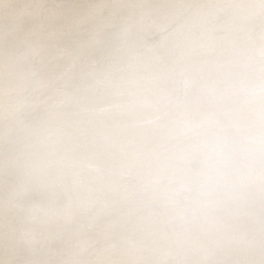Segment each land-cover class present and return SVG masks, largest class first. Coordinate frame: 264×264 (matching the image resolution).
<instances>
[{
	"label": "bare ground",
	"instance_id": "1",
	"mask_svg": "<svg viewBox=\"0 0 264 264\" xmlns=\"http://www.w3.org/2000/svg\"><path fill=\"white\" fill-rule=\"evenodd\" d=\"M31 1L36 10L27 13L23 9L28 4L26 0H0L3 19L13 17V25L6 29V35L16 34L21 24L18 20L40 16L44 0ZM145 1L106 0L82 11L62 6L59 11L49 13L45 20L36 18V23L23 28V35L16 40H23L26 46L4 65L12 70L23 62L30 70H36L42 66V53L50 52V47L43 46L41 39L52 42L60 33L78 32L76 36L71 35L77 43L64 40L60 45L59 42L57 46L61 49L47 57L46 63L51 66L53 63L58 76L67 69L58 82L65 81L69 85L59 89L55 85L56 88L51 87L48 93L60 96V90L64 89L66 93L62 92L61 104L52 106V98L45 101L47 94L36 101L42 102L37 107L48 106V110L34 115L36 121L38 119L34 133L48 137L41 157L22 160L9 155L0 145V151L4 148L0 152L3 154L0 183L18 189L19 199L24 196L23 191L37 188L49 199L53 198L54 203L48 208L42 207V211L21 215L23 219L16 222L24 209L22 204L17 202L13 206L10 199L0 201V247L6 242L12 243L0 264H30L33 261L54 264L57 258L61 264H139L145 261L170 264L173 259L179 261L174 264H182L193 254L180 241L200 226H196L195 221L180 224L179 217L194 212V217L198 218L201 215L196 212L198 207L208 199H216L203 213L205 226L202 229H207L206 236L194 240L193 244L206 251L204 257H211L221 255V244L216 238L221 231L225 233L222 221L234 218L239 209L247 205L264 206L260 197L264 193V0H231L233 11L223 25L226 32L209 34L204 40L195 37V22L210 20L219 12L217 6L222 0H184L188 5L203 2L191 14L192 23L187 31L180 35H163L147 51L141 52L137 47L143 40L163 30L181 11V5L169 3L160 15H154L153 11L157 12L159 6L145 5ZM17 2L21 5L17 6ZM123 9H127V13H121ZM85 24L92 25L87 33ZM116 25L120 30L116 40L111 42L106 33ZM43 34L46 35L43 37ZM189 41H192L189 50L179 57ZM216 53L218 62L208 67L207 63ZM64 61L68 63L63 65ZM50 77L44 75V79ZM180 79L187 81L182 89L185 91L183 98L171 108L164 99L155 102L154 97L161 89L169 91ZM98 82H104V87L98 88ZM3 92L6 98L10 90ZM27 105L15 100L12 108L4 110L1 118L10 111L16 110V113H11L0 124V139H7L14 129L24 126L20 118ZM33 109L35 112L38 108ZM208 113L212 120L204 119ZM113 139L116 144L112 143ZM214 141L217 147L209 149ZM13 143L9 142L10 147ZM228 145L233 148L226 149ZM258 145L260 150L248 149ZM197 159L201 163L184 173L185 167ZM53 167L55 171L51 175L48 171ZM125 169L140 177L130 181L132 176L127 175ZM19 170L22 172L15 176L14 171ZM105 183L110 187H103ZM100 185L103 189L95 188ZM98 191L104 193L96 196ZM156 194L165 198L164 203L156 198L155 208L151 203L130 213V206L134 204L127 206L129 198L140 203ZM237 198L241 199L234 203ZM74 199L77 200L74 202ZM184 199L195 201L196 205L183 204L181 208ZM118 203L122 208L114 206ZM6 212L9 216L4 217ZM122 213L130 214L118 219ZM157 214L164 222L158 227L154 219ZM74 216L82 221L74 224ZM96 218H107L113 232L109 234L108 228L102 230L103 225L95 230ZM114 219L118 220L117 227L112 225ZM255 222L252 218L238 224L240 234L248 232ZM169 227L172 230L167 229L162 236L160 230ZM253 229L255 236L244 242V248L238 249L240 253L264 240V228ZM97 236L104 240L97 246V254L94 251L89 254ZM134 240H138L136 248L128 247ZM232 240L238 243L239 238L235 234ZM31 245L33 247L29 248ZM144 249L147 252H143ZM262 249H256V259L264 257ZM19 253H23L21 258Z\"/></svg>",
	"mask_w": 264,
	"mask_h": 264
},
{
	"label": "rangeland",
	"instance_id": "2",
	"mask_svg": "<svg viewBox=\"0 0 264 264\" xmlns=\"http://www.w3.org/2000/svg\"><path fill=\"white\" fill-rule=\"evenodd\" d=\"M18 1H21V0H18ZM102 1H106V0H44L43 3H42V6H41V10H40V16L36 17L37 19H41L42 20H45L46 19V16L49 14V13H52V12H55V11H59L62 6L64 7H70V8H74L75 10L77 11H82V10H87V9H91V6H94V5H98L99 3H101ZM152 1V2H151ZM201 1V0H200ZM199 1V2H200ZM233 1V0H232ZM32 1L31 0H26V4L25 5V8L23 9H26L25 11L27 13H32L34 12L35 9V6L33 3H31ZM129 2V1H128ZM184 0H147L145 1V5H148V6H152V5H158V11H153V14L154 15H160V13L162 12L163 9H165L164 6H169L170 4H177V5H181L180 8H181V11L178 13L180 15H177L176 17H173V20L171 22L168 23L167 26L164 27L163 30H160L158 32H155V33H152L150 35H148L145 40H143L142 42V45L137 47V49H139L141 52H145L147 51V49L151 46V45H154L157 41L160 40V38H163L166 34H169V35H180L184 32L187 31L188 27H189V24L191 22V19L190 16L192 13H195L198 8L201 7V5L203 4V2H198V3H194V4H191V5H188L186 3H183ZM230 2L231 0H222L220 1L219 4L218 3V6H217V9H219L217 13H215L212 18L210 20H207V21H197L195 22V26H196V38L200 39V40H204L206 39L209 34H212V35H218V34H222V33H225L226 32V28L223 26L225 21L228 20V17L231 15L232 11H233V7H230ZM17 6H20L21 5V2H17ZM89 3V4H88ZM170 3V4H169ZM183 5H182V4ZM160 4V5H159ZM78 6V7H77ZM54 7V8H53ZM185 8V9H184ZM16 8H14V10H16ZM147 10V9H146ZM145 10V11H146ZM185 10V11H184ZM222 11V12H221ZM231 11V13H230ZM121 13H127V9H123V11H121ZM218 14V15H217ZM227 14V16H226ZM17 15V14H15ZM183 15V16H182ZM222 15V16H221ZM223 17V18H222ZM13 17H4L3 19V15L0 14V22H2L1 26L2 28H0V71L2 70V74H0V124L4 123L5 120L7 118H9L11 116V113L12 114H15L16 113V110H13V111H10L9 113L6 114V116L4 118H1V116L3 114H5V111L6 109L9 108H12V106L14 105V102L15 100L22 102V103H28V107H26V110L21 114V121L23 122L24 126H22L21 128L19 129H14L11 133L8 134L7 136V139L5 137V139H0V145L3 146L6 150V152L9 154V155H16L17 157H19L20 159L22 160H28L29 158H33V159H37V158H40L41 155L43 154L44 152V149L45 147L47 146V140L48 137L43 135V136H37L34 132H35V121H36V117H34L35 113L36 114H41L43 113L44 111L48 110V106H45V107H37V105L41 104L42 102H36L39 98H42L44 94H47L45 96V98L48 96V98L45 100V101H48V100H51L52 98V106L56 105V104H61L62 102V99L60 98L61 96L63 97L64 94L63 93H66L65 90H60V96L58 95H54V94H51L49 95V91L51 90V87L52 89L54 88V86L56 85L57 88H61V86L63 87L66 86V85H69L67 84V82L65 81H60L58 82L62 76L65 75V72L58 76V72L55 71L54 73V70L55 68L53 69L54 65L52 63V66L47 64V60H49L47 57L51 54V52H55L54 54H56L60 49L61 47L60 46H57L60 42V45L63 44L64 40H70V41H74V43H77L75 40H74V37H71V35L73 36H76L78 32H73V31H68L64 34L60 33L59 36H56L52 42H49V40H44V39H41L42 40V45L43 46H48L50 47V52H45L42 53L41 56H43V59L40 61V63L42 64L41 68H38L36 70H30L29 67L25 64V63H19L17 65H15L13 68L14 69H10L9 66L7 65H4L7 61H10L12 59H14L15 57L18 56V53L19 51L21 50V47L25 48L26 46V43L23 42V40H21V42H17L16 40H18V38H21V36L23 35V31L25 27H29L31 25H33L34 23H36V18L33 19V18H30L28 17L27 20H18L19 22H21L20 26L18 27V30L16 31V34H12L11 36L10 35H6L7 33V30L6 29H9L13 23L11 22ZM2 19V20H1ZM7 20V21H6ZM163 20L161 19V22ZM210 21V22H209ZM192 23V22H191ZM223 23V24H222ZM180 24V25H179ZM220 24V25H218ZM200 25V26H199ZM9 26V27H8ZM84 26H87L85 29H86V33L90 30L89 28L92 26L91 24H85ZM90 26V27H89ZM172 26V27H171ZM207 26V27H206ZM48 27V26H47ZM46 27V28H47ZM177 27V29H176ZM203 27V28H202ZM217 27V28H216ZM88 28V29H87ZM174 28V29H173ZM168 29V30H167ZM181 29V30H180ZM200 31H199V30ZM120 30V27L119 25H116L114 28H112L111 30H109L108 33V36H109V39L110 41L114 42L116 40V33H118V31ZM205 30V31H204ZM209 30V31H208ZM220 30V31H219ZM224 30V31H223ZM163 31V32H162ZM211 31V32H210ZM217 33V34H215ZM47 35H49V32L47 31L46 32ZM46 34H43L42 36L44 37ZM52 34V33H50ZM84 34V32H83ZM110 34V35H109ZM68 35V36H67ZM164 35V36H163ZM202 35V36H201ZM6 37V38H5ZM113 37V38H112ZM6 39V43H4V40ZM30 38V37H29ZM27 38V39H29ZM61 38V39H60ZM73 38V39H72ZM63 39V40H62ZM31 40V39H29ZM36 40H34L33 42H35ZM38 41V40H37ZM3 43V44H2ZM15 43H24V45H15ZM53 43V44H52ZM189 43V45H188ZM192 43V41H189L185 44L184 46V49L180 51L179 53V57H182V56H185V54L187 53V51L189 50V47H190V44ZM52 44V45H51ZM54 45V46H53ZM60 48V49H59ZM9 49V50H8ZM184 52V53H183ZM217 55V53H216ZM214 56L212 61L207 63V66L208 67H212L214 66L218 60H219V57L218 55L217 56ZM216 60V62H215ZM5 62V63H4ZM68 63L67 61H64L63 62V65ZM214 64V65H213ZM24 65V66H23ZM212 65V66H211ZM19 66V67H18ZM7 67V68H6ZM52 67V68H50ZM61 67H62V64H61ZM60 67V68H61ZM3 68V69H2ZM19 68V69H18ZM5 69V70H4ZM16 69V70H15ZM21 69V70H20ZM81 69V68H79ZM43 70H44V73H43ZM53 70V71H52ZM192 71H194V69H191ZM5 71V72H4ZM12 72V74H11ZM27 72V73H26ZM48 72V73H47ZM14 74V75H13ZM23 74V75H22ZM51 75V79H44V75ZM34 75V76H33ZM41 75V76H40ZM55 75V76H54ZM58 76V77H57ZM19 78V79H18ZM39 78V79H38ZM42 80H41V79ZM37 79V80H36ZM41 80V81H40ZM44 80V81H43ZM47 80V81H45ZM11 81V82H10ZM40 81V82H39ZM50 81V82H49ZM37 82V83H36ZM42 82H44V84H42ZM46 82V83H45ZM54 82V83H53ZM63 82V83H62ZM182 82V83H181ZM185 82H187L185 79H180L177 81V85L170 89L168 92L166 91H163L162 89L160 90V92L157 93L156 97H154V100L156 103H159L161 101H166V103L168 104V108H171L174 106V104L180 100L181 98H183L185 96V91L183 92L182 89L185 88ZM57 83V84H56ZM19 84V85H18ZM46 84V86H45ZM179 84V85H178ZM41 85V86H40ZM43 85V87H42ZM53 85V86H51ZM102 85H105V83L103 82H98L97 83V86L98 88H103L104 86ZM19 86V87H18ZM38 86V87H37ZM46 88H45V87ZM55 86V88H56ZM60 86V87H59ZM179 86V87H178ZM48 87V88H47ZM19 88V89H18ZM36 88V89H35ZM40 88V89H39ZM43 88V89H42ZM5 89H9L10 92L8 93L7 97H10L8 99L6 98H3V95H4V90ZM17 89V90H16ZM45 89V90H44ZM49 89V90H48ZM179 89V90H178ZM39 90V91H38ZM174 90V91H173ZM45 91V92H44ZM47 91V92H46ZM64 91V92H63ZM163 91V92H162ZM43 92V93H42ZM63 92V93H62ZM32 93V94H31ZM63 94V95H62ZM184 94V95H183ZM159 95V96H158ZM19 97V98H18ZM22 97V98H21ZM160 97V98H158ZM167 97H170V98H167ZM14 98V99H13ZM16 98V99H15ZM22 99V101H21ZM55 99V100H54ZM159 99V100H158ZM161 99V100H160ZM164 99V100H163ZM10 100V102H9ZM14 100V101H12ZM54 100V101H53ZM170 100V101H169ZM7 101H8V104H7ZM158 101V102H157ZM6 104H5V103ZM13 102V103H12ZM35 102H36V105H35ZM58 102V103H57ZM34 103V104H33ZM34 106V107H33ZM33 108H38L37 110H35L34 112V109ZM50 108V107H49ZM30 109V110H29ZM42 109V110H41ZM29 110V111H28ZM31 111V112H30ZM34 112V114H33ZM31 113V114H30ZM9 114V115H8ZM8 115V116H7ZM206 120H212L210 114L208 113L207 115H205V118ZM38 121V119H37ZM36 121V122H37ZM26 128V129H25ZM2 128H0L1 130ZM21 129V130H20ZM29 129V130H28ZM19 131V132H18ZM17 133V134H16ZM19 133V134H18ZM30 133V134H29ZM16 134V135H15ZM25 135V136H24ZM33 135V136H32ZM24 140H23V139ZM40 138V140H39ZM39 140V141H38ZM46 140V141H45ZM13 141V145H9V142ZM29 142V143H28ZM26 143V144H25ZM113 144H116V141L115 139H113L112 141ZM216 141L212 142L210 144V148L209 149H215L217 147V145L215 144ZM34 144V145H33ZM33 145V146H32ZM41 145V146H40ZM100 145V143H99ZM101 145L103 146L104 144L101 143ZM261 145V144H260ZM260 145H258L257 147L255 146H250L248 147V149H253V148H256L255 150H260ZM107 146V144L105 145ZM263 146V145H262ZM4 148H1V151L4 150ZM12 148V149H11ZM17 148V149H16ZM33 148V149H32ZM39 148V149H38ZM226 149L228 150H231L233 148V146L231 147L230 145H228L227 147H225ZM251 149V150H252ZM0 151V152H1ZM38 151V152H37ZM2 153V152H1ZM0 153V157L3 156V154ZM23 155V156H22ZM33 155V156H32ZM145 157V156H144ZM10 159V158H9ZM197 161V162H196ZM1 162V160H0ZM139 163V162H138ZM201 163V160L200 159H197L195 161H193L190 165H188L187 167H185L184 169V173L188 170L191 169V167L193 168L194 166H197ZM17 164V163H16ZM15 164V165H16ZM18 167V166H17ZM135 167H138L135 166ZM189 168V169H188ZM119 172L122 171L121 169H117ZM55 171L54 167L49 169L48 173L49 174H53ZM124 172L127 173V175L129 176H132L131 179H129L130 181H133V180H137L138 177H140V174H137V173H133L127 169L123 170ZM128 171V172H127ZM22 171L19 170L17 171H14L15 173V176H19L20 173ZM4 175H6L4 173ZM135 176V177H134ZM135 178V179H134ZM45 180H48V177H45L44 178ZM13 182V179L11 180V183ZM20 186V185H19ZM102 188V185L100 186H97L95 187L96 189L97 188ZM103 187H110L108 183H105V185H103ZM19 188V187H18ZM103 189V188H102ZM36 191V192H35ZM24 192V196L21 197L20 199L18 198L17 196V193H19L18 189H15V188H11L9 186H3L1 183H0V201H2L3 199H10V203L14 205L18 204L17 202H19L20 204H22L23 206V211L22 213H20V216H18V220L17 221H20L22 220V216H24V214H28V213H31L32 211L36 210V211H42L43 208H48V206H52L53 203V198H48L47 195L43 192V191H40L39 192V189L37 188H33L29 191H23ZM46 192V191H45ZM104 193V191H98L95 193L96 196H100ZM26 194V195H25ZM45 194V195H44ZM44 197V198H43ZM260 197H261V200H264V193L260 194ZM156 198H158L160 200V203H164L165 201V198L163 199L162 197L159 198V194H156V195H151V198H149L148 200H145V201H142L140 203H134L133 200H131L129 198V203L127 206H130L131 204L134 206H130L131 208V211L130 213L132 212L133 209H136L138 208L139 206H145L146 204H151V203H154V201L156 200ZM178 198V197H177ZM29 199V200H28ZM152 199V200H151ZM157 199V200H158ZM239 199L241 198H237V199H234L233 202H237ZM48 200V201H47ZM77 199H74V202L76 201ZM215 198L214 199H208L204 204L200 205L198 207V211H196L197 213H200L201 215L196 218L194 217V212L192 213H189L188 214H184L185 216H181L179 217V223L180 224H188L187 222H190V221H195L194 224L196 226H200V228L195 232V233H189L187 235H184V237L181 239V243L184 244L185 246H187L190 251L192 252L193 256L188 258L187 261L186 260H183L182 264H264V257H260L259 259H256V257L254 255H257L258 252H256V249H261L262 247L264 248V246L261 244H263L264 240L263 241H257V243L255 245H252L251 248L249 250L246 249V251H244V253H240L241 249L244 248L243 244L244 242L246 243V241L248 240H251L252 237H254V229L253 228H264V206L263 207H255L254 205H247V207L245 208H241L239 209V213L237 214V216H235L234 218L232 219H229L226 221H222L221 223V227H225L226 230H224L225 233H222V231L220 232L219 236L216 238V241L218 243L221 244V257H219V255H212L211 257L208 256V257H204L206 251L204 249H200L198 247V245H193L195 242L194 240H198V239H202L206 236L207 234V229H202L204 228L205 226V223L203 222V217H204V214L207 209L209 208V206H211V204L213 205V203L215 202ZM131 201V202H130ZM148 201V202H147ZM29 202V204H28ZM232 202L229 201V204H231ZM185 204V206L189 207V206H192L194 207L196 205V202L195 201H188L187 199H184L182 202H181V208H182V205ZM119 205V206H118ZM154 208L158 205L157 203H154ZM246 204H244L245 206ZM114 206H116V208H122V205L121 203H118L117 205L115 204ZM43 207V208H42ZM250 207V208H249ZM42 208V209H41ZM205 208V209H204ZM248 208V209H247ZM252 208V209H251ZM82 209L84 211H86V207L83 206ZM202 209V210H200ZM257 211V213H256ZM261 211V212H260ZM195 212V213H196ZM249 212L253 213L252 215L249 214ZM7 213V214H6ZM4 217L5 216H9V213L6 212ZM92 213L89 212L87 214H90ZM130 213H127L130 214ZM4 214V213H3ZM2 214V215H3ZM1 215V216H2ZM22 215V216H21ZM123 215V216H122ZM122 215H118V219L121 218V217H125L127 215H124V213H122ZM193 216V217H192ZM244 216V218H243ZM191 217V218H190ZM246 217V218H245ZM200 218V219H199ZM252 219V218H255L256 222L255 224L252 225V227H250V230L244 234H240V228L237 227L238 224H244L246 222H248V219ZM77 219V220H76ZM155 223H156V226H161L163 225V221H161V217H160V214L156 215L155 216ZM238 221H237V220ZM199 220V221H198ZM37 221H40V219H38ZM73 221H74V224H77V223H80L82 221V218H79V216H74L73 218ZM106 223H105V222ZM117 219H114L112 221V225L113 227H117L115 226L116 223H117ZM259 221V222H258ZM104 222V223H103ZM201 222V223H200ZM203 222V223H202ZM28 223V222H27ZM103 223V224H102ZM96 224V226H95ZM100 225H103L105 228H103L102 230H105L106 228H108V233H112L113 232V229H112V226H111V223L108 222L107 218H96L95 219V222H94V229L96 230L97 228L100 229ZM107 225V226H106ZM229 225V226H228ZM233 225V226H232ZM171 228V229H170ZM117 229V228H116ZM172 230V227H169V228H162L160 230V232L162 233L161 235L164 236L165 233L168 232V230ZM203 230V231H202ZM227 230L229 232H227ZM234 231V232H233ZM99 233V232H98ZM107 233V234H108ZM251 233V234H250ZM97 234V232H96ZM200 234V236H199ZM205 234V235H204ZM237 235V237L239 238V240L237 241L238 243H236V240H232L231 241V236L232 235ZM134 235H137L136 234V231L134 232ZM195 235V236H194ZM223 235V236H222ZM219 238V239H218ZM94 240H96V243L91 247V249L89 250V254L93 253L97 254V252L99 251V249L97 248V246H99V244L101 242H103V238L101 236H97ZM100 240V241H99ZM183 241V242H182ZM231 241V242H230ZM241 241V242H240ZM138 242V240H134L133 242H131L129 244L128 247H132V248H136L135 246L136 243ZM230 242V244H229ZM261 242V244H260ZM49 242L47 241L46 244H48ZM186 243V244H185ZM228 245H227V244ZM236 243V244H235ZM4 244V243H3ZM240 244V245H239ZM242 244V246H241ZM258 244V245H257ZM42 245V244H41ZM40 245V246H41ZM232 245V246H231ZM12 246V243L11 242H6L5 245L3 247H0V259H4V256L7 255L6 254V251L7 249ZM38 246V245H37ZM43 246V245H42ZM164 247L166 246V244L163 245ZM224 246V247H223ZM227 246V247H226ZM231 246V247H230ZM261 246V247H260ZM29 248L30 247H33V245L31 246H28ZM39 247V246H38ZM97 248V249H96ZM93 249V250H92ZM239 249V250H238ZM232 250V251H231ZM236 250V251H235ZM143 252H147V249H144L142 250ZM203 251V252H202ZM252 251V252H251ZM262 251H264L262 249ZM231 252V253H230ZM256 252V253H255ZM201 253V254H200ZM230 253V254H229ZM23 253H19L18 254V257L21 258ZM228 254V255H227ZM247 254V255H246ZM82 254L81 256L84 257L86 255ZM200 255V256H199ZM237 256V257H236ZM40 257V256H39ZM215 257V258H214ZM228 257V258H227ZM217 258V259H216ZM226 258V259H225ZM242 260H241V259ZM253 258V260H252ZM230 259V260H229ZM234 259V260H233ZM237 261H236V260ZM244 259V260H243ZM174 261L171 262L170 264H174V263H177L179 261H175V259H173ZM220 260V261H219ZM229 260V261H228ZM58 261V262H57ZM227 261V262H226ZM239 261V262H238ZM34 262V263H33ZM33 262H30V264H38L37 262L33 261ZM57 262V263H56ZM152 264L151 262H140L139 264ZM54 264H61V260L60 259H56ZM83 264H86V262H84ZM162 264H169L168 262L166 263H162Z\"/></svg>",
	"mask_w": 264,
	"mask_h": 264
}]
</instances>
